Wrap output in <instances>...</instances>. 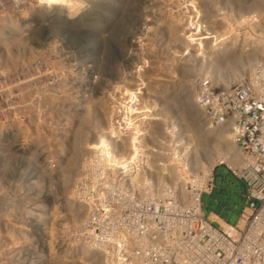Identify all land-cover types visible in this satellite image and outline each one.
Wrapping results in <instances>:
<instances>
[{"label": "rangeland", "instance_id": "rangeland-1", "mask_svg": "<svg viewBox=\"0 0 264 264\" xmlns=\"http://www.w3.org/2000/svg\"><path fill=\"white\" fill-rule=\"evenodd\" d=\"M0 10L8 41L0 55V136L33 149L38 264L80 263L90 255L81 246L96 199L93 150L127 121L128 135L158 132L162 118L178 119L188 135L197 126L208 134L190 102L206 74L198 75L199 62L226 66L236 57L231 67L239 70L259 46L254 23L264 18V0H0ZM16 23L22 45L8 37ZM23 158L28 163L30 153ZM215 175L202 197L206 217L234 224L244 183L226 165ZM13 187L2 183L0 197L16 199ZM14 213L12 204L4 221L0 213V264L15 258V234L4 236L15 231Z\"/></svg>", "mask_w": 264, "mask_h": 264}, {"label": "built area", "instance_id": "built-area-1", "mask_svg": "<svg viewBox=\"0 0 264 264\" xmlns=\"http://www.w3.org/2000/svg\"><path fill=\"white\" fill-rule=\"evenodd\" d=\"M5 20L0 10L1 56L8 43ZM15 26L8 37L16 34L15 43L22 45L21 26ZM254 27L259 46L245 57L246 63L231 73L206 69L209 78L206 73L199 82L195 115L212 131L204 144L199 145L197 135H188L178 119L163 118L158 132L124 134L131 131L127 121L119 126V135L101 139L112 154L98 150L88 169L96 199L86 210L89 229L83 227L81 249L90 255L76 264H264V18L259 14ZM171 125L173 132L166 131ZM219 133L220 145L215 142ZM229 143L233 150H228ZM24 152L30 153L28 163ZM33 157V149L28 152L26 145L0 136V186L10 184L16 193L13 200L5 193L0 197L3 221L8 206L16 210L15 231L4 235L15 234L18 247H13L12 264H38L43 239ZM111 158L120 160L119 165L106 166ZM219 165L244 183L243 205L234 224L215 213L211 221L205 214L202 197L215 188Z\"/></svg>", "mask_w": 264, "mask_h": 264}, {"label": "bare ground", "instance_id": "bare-ground-1", "mask_svg": "<svg viewBox=\"0 0 264 264\" xmlns=\"http://www.w3.org/2000/svg\"><path fill=\"white\" fill-rule=\"evenodd\" d=\"M260 5V4H259ZM223 48V47H222ZM209 49V48H208ZM212 50V49H211ZM222 51V50H221ZM222 52H224V51H222ZM253 53V52H252ZM226 55H227V53H226ZM197 56V55H196ZM231 56V55H230ZM212 59H213V57H212ZM235 59V60H234ZM234 59H228V61L226 60V61H224V62H227V65L226 66H221V65H217L216 67H213V65H211V64H208V62H206L208 65H210L211 67H208V65H206V63H205V61L204 60H202V61H200L199 62V69H200V71L198 72V75L200 76V75H202V74H205V73H207V77L209 78V76H210V74H208V72L209 71H212V69L213 70H215L216 72L217 71H219V72H221V73H223V72H232L233 70H235L237 67H236V65L234 66V67H231L232 65V63L233 62H235L236 61V57L234 58ZM216 60V59H215ZM218 60V59H217ZM185 61V60H184ZM195 62V61H194ZM215 63V62H214ZM219 63V62H218ZM236 63V62H235ZM212 64H213V61H212ZM185 65V64H184ZM230 65V66H229ZM207 66V67H206ZM201 67V68H200ZM206 69H208V72H206L207 70ZM213 72V71H212ZM193 78V77H192ZM197 78V77H196ZM213 79H214V81H215V77H213ZM181 82V81H180ZM164 88V87H163ZM181 89V88H180ZM183 91H182V93H188V95H190L191 96V93L188 91V90H185L184 88L182 89ZM185 91V92H184ZM184 95V94H183ZM187 95V96H188ZM190 96H188V97H190ZM168 97V96H167ZM171 97V96H170ZM167 99V98H166ZM186 100V99H185ZM176 101V100H175ZM174 101V102H175ZM178 101V100H177ZM189 101V100H188ZM173 102V103H174ZM190 102L192 103V104H195L196 102H194L193 100H192V96H191V98H190ZM178 103H179V101H178ZM171 104V103H170ZM176 104V103H175ZM182 105V104H181ZM184 105V104H183ZM196 105V104H195ZM178 107V106H177ZM184 107V106H183ZM192 108V107H191ZM190 108V109H191ZM198 108V105H196V107H194V109H195V112L197 113V111L198 110H196ZM180 109H182V108H180ZM187 109H188V106H187ZM193 113V112H192ZM184 114V113H183ZM167 115V114H166ZM166 115H164V116H166ZM164 118H166V117H164ZM170 118V117H169ZM182 118V117H181ZM191 119V118H190ZM165 120H167V119H165ZM195 120H196V122L198 123V124H200L199 123V120H198V116H196L195 117ZM80 124V123H79ZM188 125V124H187ZM192 125H193V123H192ZM172 126V125H171ZM195 126V125H194ZM193 126V127H194ZM174 127H175V125H173L172 126V128H170V126H165V128H166V131L167 130H169L170 132H173V129H174ZM196 127V126H195ZM167 128H169V129H167ZM176 128L177 129H179V127L176 125ZM188 129V128H187ZM191 130V129H190ZM207 132H208V134H205V135H201V132H200V129L198 128V126L196 127V129H195V133H196V135L198 136V141H201L200 142V144L199 145H202V143H203V141H204V139L206 138V136L207 135H209V134H211V129H208L207 128V130H206ZM210 132V133H209ZM166 134H168V133H166ZM172 135V133H170L169 134V141L171 140L170 139V136ZM217 136H219V138H220V140L219 139H215V142L218 144V145H220V143H222L221 142V140H223L222 139V136L220 135V133H219V135L217 134ZM205 142V141H204ZM22 144V143H21ZM204 144V143H203ZM228 146V150H233V147L230 145V143L227 145ZM21 150H23V147H21ZM78 150V149H77ZM98 150H101V152H103V154L104 153H106V154H112V152L109 150V143H105V142H102L101 143V145L99 146V149H95V150H93V152H94V154H96V152L98 151ZM74 152V151H73ZM79 152V151H78ZM77 152V153H78ZM77 156H78V154H77ZM77 158V157H76ZM79 158V157H78ZM209 159H210V157H208ZM124 160H122V162H123ZM79 163V162H78ZM119 163H120V160H117V161H115V160H112V158H111V160H107L106 162H105V165L106 166H108V165H111V166H114L115 164H118L119 165ZM121 166H125V164L124 163H121ZM95 261V260H94Z\"/></svg>", "mask_w": 264, "mask_h": 264}]
</instances>
